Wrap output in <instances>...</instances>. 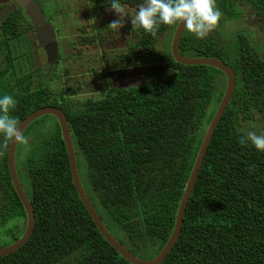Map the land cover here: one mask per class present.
I'll return each mask as SVG.
<instances>
[{
  "label": "trees",
  "instance_id": "trees-1",
  "mask_svg": "<svg viewBox=\"0 0 264 264\" xmlns=\"http://www.w3.org/2000/svg\"><path fill=\"white\" fill-rule=\"evenodd\" d=\"M216 6L222 12L216 27L203 38L186 29L180 50L226 61L236 71L237 87L204 158L181 234L160 264H264V151L240 143L251 129L246 123L256 117L251 113L264 114V40L257 44L253 30L256 26L264 33V0H216ZM244 9L250 11V24L227 31L226 21L243 16ZM18 15L4 22L15 23ZM176 26L161 23L155 35L134 29L132 51L118 57L121 64L135 60L138 84L113 87L103 97L74 107L64 92L54 91L50 97L41 71L34 91L18 97L10 111L19 123L45 105L67 113L88 196L107 228L143 258L156 256L172 233L195 158L227 83L224 72L214 66L176 61L171 38L158 49L160 37L175 32ZM25 78L19 80L13 72L5 83L0 79V95L2 89L21 88ZM24 88L28 91L29 84ZM47 116L54 117L44 115L36 122ZM52 127L32 137L31 150L18 169L34 206V233L21 248L1 256L0 264H131L92 219L73 182L57 119ZM1 149L0 226L11 228L15 241L27 218L8 171L7 149ZM20 218L23 224L12 227Z\"/></svg>",
  "mask_w": 264,
  "mask_h": 264
},
{
  "label": "water",
  "instance_id": "water-1",
  "mask_svg": "<svg viewBox=\"0 0 264 264\" xmlns=\"http://www.w3.org/2000/svg\"><path fill=\"white\" fill-rule=\"evenodd\" d=\"M18 5H21L26 13L31 18L34 24H37L36 32L38 34V40L41 45L44 44L47 60L49 62L56 61L58 57L59 47L55 39V31L50 22L46 21V14L41 6V3L35 0H15ZM4 0H0V4ZM186 28L183 22L177 23L175 32L171 42V50L174 59L183 64H206L214 66L224 72L227 78L226 88L220 103L218 104L214 115L210 123L207 126L204 137L202 139L200 148L194 161L191 173L187 180L184 192L181 197V201L178 206L175 225L168 240L164 244L161 251L152 258H143L132 252L124 243H122L104 224L101 216L97 212L94 204L92 203L86 189L83 186L76 156L75 145L71 135L69 119L67 113L57 105H45L37 109H34L19 123L20 130L24 133L27 127L36 119L44 115H53L59 122L61 127L62 137L65 141L66 148L69 155L70 169L72 173L73 182L77 188L78 194L82 199L84 205L87 207L92 219L96 223L102 235L105 239L131 264H160L167 255L171 252L172 248L176 244L183 227L184 216L191 197V194L195 188L198 175L204 162V158L208 152L209 145L215 134V130L222 118L224 111L230 103L232 96L237 87V76L234 68L224 60L216 57L206 56H188L181 52L180 41ZM17 145L15 141L9 144L8 148V171L13 182L14 188L20 197V200L24 206L26 212V227L22 235L12 243L0 247V257L8 255L23 245H25L36 227V214L32 201L30 200L22 182L19 177L17 165H16V150Z\"/></svg>",
  "mask_w": 264,
  "mask_h": 264
},
{
  "label": "rangeland",
  "instance_id": "rangeland-1",
  "mask_svg": "<svg viewBox=\"0 0 264 264\" xmlns=\"http://www.w3.org/2000/svg\"><path fill=\"white\" fill-rule=\"evenodd\" d=\"M39 2L43 6V10L47 14V17L50 20H54V24L56 26H60L59 35L61 37V42L65 46L64 50H61L59 47L58 55L60 56V62L55 63V70H47L50 76L54 74L53 78L51 79L53 84L52 89L60 94H62L61 92H64L66 95H68L69 103L74 107H78L79 104L82 105L88 99H99L103 97L107 93L108 89L106 87L105 80L106 71L110 72L111 70H113L114 64L119 65V62L114 56L115 50L119 53L120 51L126 50L122 49L120 45V43L124 40L123 35H127V37H129L130 39H133V34L122 32V26L118 30V38L113 39L110 32L108 40L106 41V45L104 46L105 51H103L102 53L100 52L97 44L84 43L82 42V40L78 39V28L79 26H81L82 22L79 20L80 15H76V13H80V5L82 0H40ZM92 2L94 3L95 0H92ZM245 9L243 16L235 19H230V21H226L225 27L227 31H232L233 29H238L244 25L250 24L247 23L248 20L246 21V15H248L250 11ZM114 12L116 11L112 8L106 9L103 18L111 22L117 20L118 17L116 19L113 14ZM6 14V9L1 8L0 23L1 20L6 16ZM99 19H101V17ZM125 20L131 19L125 17ZM88 21L90 22V20ZM88 29L92 30V27H89ZM253 30L255 31L256 43H263L264 33L256 26H253ZM173 32L174 31H171L168 35L164 33L160 37L157 44L158 49L163 48L165 38H171L172 42V38L174 35L172 34ZM169 39L167 41H169ZM114 44H116V47L113 46ZM168 45L169 43L167 42L165 48L168 49ZM261 55L264 57V47L261 50ZM136 81H138V78ZM125 82H131V78L126 77L124 83ZM251 114H256V117H254L255 119H250L248 124L246 123V125L251 128L247 130H253L252 128L258 127L259 129H256V132L258 134L264 132V121L261 120L264 119V114H261L258 110L253 111ZM43 119V122L39 121L32 123L24 133L25 137L28 139V144H21V147L18 151L17 162L19 164V170L27 151L31 150L29 142L32 137L47 134L50 128H53L52 125H55L56 123V119L52 116H47ZM256 122H258V125L256 124ZM45 125L47 126L45 127ZM22 179L27 185V181L23 177ZM14 223L22 225V218L17 221L13 220L10 223L12 227L15 226ZM4 228L5 227L0 226V247L12 243L14 239L10 234L11 228L6 230Z\"/></svg>",
  "mask_w": 264,
  "mask_h": 264
},
{
  "label": "flooded vegetation",
  "instance_id": "flooded-vegetation-1",
  "mask_svg": "<svg viewBox=\"0 0 264 264\" xmlns=\"http://www.w3.org/2000/svg\"><path fill=\"white\" fill-rule=\"evenodd\" d=\"M35 1L39 2L40 0ZM121 4L130 11L131 7H135L138 3H135L133 0H124V2H121ZM1 8H5L7 14L0 23V79L5 83L6 79L10 77L13 72L16 73L19 80L23 79L24 77H28L25 78V81H21V88L19 87V89H17V87H15L10 91H8V89H2L1 94H11L14 96L15 100H17V98L21 97L22 95H26L28 97L29 94L34 91L35 86L40 83V74L42 71V82L46 83V85L51 88L50 97H54V95L52 96L54 90L52 89L53 84L51 80L54 74L50 76L47 70H55V63L60 62V56L58 55L57 61H47L44 44L41 45L38 40V34L36 32L37 24H34L31 21V18L26 13L25 9L21 5H18L15 0H4V2L0 4V9ZM108 8H111L109 0H95L94 3L92 2V0H82L80 5V13H76V15H80L79 20L82 22L81 26H79L78 28V39L82 40V42L84 43L97 44L100 52L102 53L103 51H105L104 46L106 45V41L108 40L110 32L113 39L119 37L118 30L113 31L109 29L108 25L111 21L103 18V15ZM17 12L19 13V15L16 17L17 22L7 25L4 20L6 18L11 19L15 17L14 14ZM113 14L117 19L118 13L114 12ZM100 17L101 19H99ZM88 20H90V22ZM46 21L52 24L55 31V39L58 43V47H60L61 50H64L65 46L61 42V37L59 35L60 26H56L54 24V20H50L47 17V14ZM130 23L131 20H125V23L122 25V32L133 34L132 36L134 39L135 31L133 30V26H131ZM89 27H92V30H89ZM123 39L124 40L120 43V45L122 49L126 50L120 51V53H127L129 51H132L133 48H131V46L133 44V40L127 37V35H123ZM113 46L116 47V44H114ZM120 53L115 50L114 54L115 58L119 62V65L114 64L113 70H111L110 72L106 71L105 80L106 87L108 88L107 92L110 91V89L113 87H128L136 85L141 81V75H136L135 60L130 59L131 61H128V63H125L126 61H124L121 64V61L118 57ZM126 77L131 78V82L129 83L132 84H129L127 82L124 83ZM136 77L138 78V81H136ZM10 81L13 83L15 80L11 79ZM28 84L29 90L27 91L24 87ZM36 120L32 123L36 122ZM21 144L22 143H18L16 150L17 169H19L17 159ZM2 151L3 148L1 149V152Z\"/></svg>",
  "mask_w": 264,
  "mask_h": 264
},
{
  "label": "clouds",
  "instance_id": "clouds-1",
  "mask_svg": "<svg viewBox=\"0 0 264 264\" xmlns=\"http://www.w3.org/2000/svg\"><path fill=\"white\" fill-rule=\"evenodd\" d=\"M109 3L118 13V19L108 25L113 31L120 29L125 23V17H130L133 30L139 27L155 35L161 23L173 25L183 22L190 33L203 38L216 27L222 16L216 0H142L131 7V11L123 7L120 0H109ZM15 105L13 95H0V148L3 149H7L13 141L28 144V139L20 130L18 119L10 114ZM249 142L258 151H264V132L258 134L249 130L240 137L242 145Z\"/></svg>",
  "mask_w": 264,
  "mask_h": 264
}]
</instances>
